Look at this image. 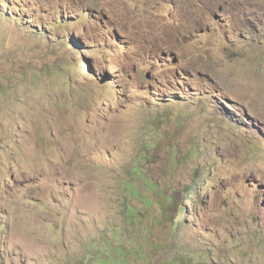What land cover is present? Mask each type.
<instances>
[{
	"label": "rangeland",
	"instance_id": "obj_1",
	"mask_svg": "<svg viewBox=\"0 0 264 264\" xmlns=\"http://www.w3.org/2000/svg\"><path fill=\"white\" fill-rule=\"evenodd\" d=\"M105 242L264 264V0H0V264Z\"/></svg>",
	"mask_w": 264,
	"mask_h": 264
},
{
	"label": "trees",
	"instance_id": "obj_2",
	"mask_svg": "<svg viewBox=\"0 0 264 264\" xmlns=\"http://www.w3.org/2000/svg\"><path fill=\"white\" fill-rule=\"evenodd\" d=\"M114 245L115 244L105 242L103 244L104 250L101 253V255L95 256L88 251L86 257L83 260L79 261L77 264H123L126 256L123 253L125 256V257L123 256L124 259L123 258L120 259L119 255L122 253H118V254L115 253ZM89 250L92 251L91 248H89ZM66 264H73V263L67 262Z\"/></svg>",
	"mask_w": 264,
	"mask_h": 264
}]
</instances>
